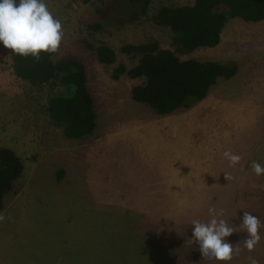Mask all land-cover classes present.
<instances>
[{"label":"rangeland","instance_id":"rangeland-1","mask_svg":"<svg viewBox=\"0 0 264 264\" xmlns=\"http://www.w3.org/2000/svg\"><path fill=\"white\" fill-rule=\"evenodd\" d=\"M194 2L151 0L148 13L133 22L93 30L103 20L101 0H46L64 32L56 58L69 54L87 65L100 115L88 139H70L52 124L48 101L63 88L19 77L11 50L0 43V147L14 149L25 164L4 199L1 213L11 219L0 222V264H222L187 243L192 220H209L208 209L215 207L230 223L238 225L244 211L264 223V175L250 167L252 161L264 165V20L229 19L217 46L180 54L183 60L235 61L238 72L220 78L193 106L147 123L145 141L132 136L138 125L130 113L153 114L131 98V89L145 79L113 77L120 64L139 62L121 51L127 43L156 40L176 49L171 29L152 16L162 5ZM127 4L131 12L138 8ZM118 5L111 8L117 14ZM85 40L111 46L117 62L102 64ZM115 100L121 101L117 112ZM175 132L184 135L174 138ZM225 151L241 155V161L231 167ZM149 155L154 160L145 161ZM61 169L65 174L58 180ZM166 173L178 178L167 180ZM259 234L251 252L241 244L243 250L227 264H250L249 257L264 264V228ZM244 238L233 233L226 240L236 244Z\"/></svg>","mask_w":264,"mask_h":264},{"label":"trees","instance_id":"trees-1","mask_svg":"<svg viewBox=\"0 0 264 264\" xmlns=\"http://www.w3.org/2000/svg\"><path fill=\"white\" fill-rule=\"evenodd\" d=\"M125 2L126 10H120ZM128 2L137 4L136 11H129ZM151 0H101L100 12L103 20L91 26L101 30L104 25L122 27L149 11ZM119 3L117 14L112 6ZM243 18L245 21L264 20V0H195L191 5H162L152 16L158 26L169 27L176 49L162 48L158 41L127 43L121 51L139 62L127 67L120 64L113 75L144 78V82L131 89V98L148 105L154 113L166 115L180 108H189L208 96L220 78L230 79L238 72L235 61L183 60L180 54H188L202 47H215L221 41L222 31L229 19ZM86 48L93 51L104 65L117 62V52L108 44L96 45L85 40ZM15 73L32 83L59 84L62 92L48 101L47 113L52 124L63 129L70 139H88L98 126L96 102L89 87L88 69L82 58L41 53L39 61L33 57L12 54ZM25 170V164L16 151L7 146L0 147V213L4 208L6 194L15 187ZM65 171H58L62 180Z\"/></svg>","mask_w":264,"mask_h":264},{"label":"clouds","instance_id":"clouds-1","mask_svg":"<svg viewBox=\"0 0 264 264\" xmlns=\"http://www.w3.org/2000/svg\"><path fill=\"white\" fill-rule=\"evenodd\" d=\"M64 32L62 21L56 18L46 0H0V43L12 54L21 57L31 56L39 61L41 53L54 54L58 51ZM223 156L231 167L237 165L242 156L225 151ZM251 169L257 175H264V165L252 161ZM225 178L231 177L225 173ZM207 221L192 220V235L187 243L198 245L203 258L227 264L234 255H239L243 248L251 252L260 242L259 230L264 223L249 211H244L240 223H230L224 219V210L215 207L208 209ZM10 220V216L0 213V222ZM233 233H245L246 238L236 244L226 240ZM250 264L258 261L249 257Z\"/></svg>","mask_w":264,"mask_h":264},{"label":"crops","instance_id":"crops-1","mask_svg":"<svg viewBox=\"0 0 264 264\" xmlns=\"http://www.w3.org/2000/svg\"><path fill=\"white\" fill-rule=\"evenodd\" d=\"M260 22V21H259ZM225 26H227V23H226V25ZM225 28V27H224ZM221 39H222V36H221ZM222 41V40H221ZM220 41V42H221ZM231 79V78H230ZM227 80H229V79H227ZM214 87V86H213ZM212 87V88H213ZM211 88V89H212ZM211 91V90H210ZM210 91H209V93H210ZM116 101V100H115ZM134 102V101H133ZM116 103H117V106H116V110H114L113 112H117V111H119L120 110V107H121V101L120 100H118V101H116ZM135 104H143V103H139V102H134ZM97 111V110H96ZM97 113H98V126H99V112L97 111ZM131 113V115L133 114V116L135 117V119H136V124L138 125V130L137 131H135V132H133V137H135V141H136V138H137V140L139 141H145V140H147L148 139V137H150V136H148L147 135V133L149 132L148 131V128H147V123H151V122H153V123H157L156 121H157V116H158V114H156V113H154V112H152L153 114H138V115H134V114H136V112H130ZM153 115V116H152ZM127 117V118H126ZM129 119H132V116H125V120H129ZM181 123H183V121L181 122ZM112 124V123H111ZM97 126V127H98ZM112 128V126H110L109 127V129H111ZM183 135H184V133H182V132H175V133H172V137H174V138H176V136H178V137H183ZM135 153V152H134ZM136 154V153H135ZM153 159L154 160V158H155V156H153V155H149V158H146L145 159V161H150V159ZM154 172V171H153ZM180 175H181V178H182V174L180 173ZM164 178L165 179H167V180H173V179H175V178H178V175H175V174H168V173H166V175L164 176ZM183 179H184V177H183ZM182 181V180H181ZM175 186L176 187H178V186H180V187H183V186H185V185H179V184H175Z\"/></svg>","mask_w":264,"mask_h":264}]
</instances>
